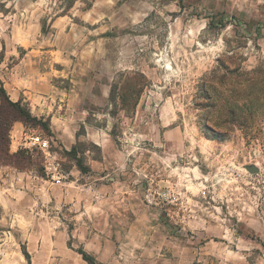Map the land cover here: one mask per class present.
I'll return each mask as SVG.
<instances>
[{"label":"rangeland","instance_id":"obj_1","mask_svg":"<svg viewBox=\"0 0 264 264\" xmlns=\"http://www.w3.org/2000/svg\"><path fill=\"white\" fill-rule=\"evenodd\" d=\"M50 40L96 95L86 123L108 125L121 166L95 172L98 145L66 149L49 127L13 122L9 150L28 154L0 165L34 188L2 191L0 264H91L80 249L93 264H264V0H0L3 71L26 53L20 44L36 55L24 66L46 71L36 45ZM73 63L51 81L68 89ZM31 134L60 163L62 183L48 185L84 187L97 253L67 238L46 254L44 159L24 148Z\"/></svg>","mask_w":264,"mask_h":264},{"label":"crops","instance_id":"obj_2","mask_svg":"<svg viewBox=\"0 0 264 264\" xmlns=\"http://www.w3.org/2000/svg\"><path fill=\"white\" fill-rule=\"evenodd\" d=\"M38 44L36 46L43 49L39 52L46 53V63H48L46 71L36 72L34 69L31 71L24 66L28 57L35 55L28 49L29 46H32L29 44L19 45L27 51L17 62L4 71L0 67V84L3 85L9 99L26 102L33 116L47 121L50 137L56 139L64 148L68 149L74 143L83 140L98 145L101 148V156L99 158L90 157L89 167L91 170L97 172L96 170L100 169H110L112 162L121 166L119 149L108 133V125L95 126L86 123L89 103L95 102L93 98H96V95H86L75 84L76 81L73 82L76 60L65 54L64 45L59 41L50 40ZM68 61L71 64L74 63L72 67H68L66 76L71 75L69 80L72 84L67 89L54 84L51 79L53 77L64 78L66 69L64 65L68 64ZM107 95V92L102 91V97ZM77 104L80 105L78 108ZM92 115L98 116L94 113ZM17 123L15 122L14 126L18 125ZM82 125H84L85 132L78 134L77 130ZM6 168H9V165H0L1 177L5 182V184L0 183V187H4L0 190V198H2L4 190H9L12 194L13 187L16 189L24 186L34 188V186H30L28 180L24 184L19 183L18 180L26 174L25 172L16 170V173H12L9 171L10 178H5L3 173L7 171ZM77 186L74 189L51 187L46 181V254L49 250L55 254L59 249L66 248L67 238L76 240L82 244L84 249L94 254L98 252L93 244V241L96 240L95 236L98 234L92 233L93 231L86 227L90 223L88 216L84 215L86 212L88 213V208L86 207L84 210L81 208L82 193L80 194L78 189L84 187ZM67 210L72 213L67 214Z\"/></svg>","mask_w":264,"mask_h":264},{"label":"trees","instance_id":"obj_3","mask_svg":"<svg viewBox=\"0 0 264 264\" xmlns=\"http://www.w3.org/2000/svg\"><path fill=\"white\" fill-rule=\"evenodd\" d=\"M15 121H20L22 123L39 122L41 125L46 127V129H48V123L46 120L33 116L28 106L24 105L20 100L11 101L3 85L0 84V161L8 160L16 162L20 155V152L25 155L28 154V150L26 149H21V151L18 150L15 153H11L9 150L8 131L9 127ZM3 126H7V130L2 132ZM81 165L82 164L78 162V168L84 171V167ZM80 253L82 254L84 259L93 264L91 258L85 253V251L80 249ZM24 254L27 255V253Z\"/></svg>","mask_w":264,"mask_h":264},{"label":"built area","instance_id":"obj_4","mask_svg":"<svg viewBox=\"0 0 264 264\" xmlns=\"http://www.w3.org/2000/svg\"><path fill=\"white\" fill-rule=\"evenodd\" d=\"M24 148L38 150L44 159V172L46 181L58 184L63 181V173L61 172L60 163L56 155L51 150L50 140L47 137L31 134L25 137Z\"/></svg>","mask_w":264,"mask_h":264},{"label":"water","instance_id":"obj_5","mask_svg":"<svg viewBox=\"0 0 264 264\" xmlns=\"http://www.w3.org/2000/svg\"><path fill=\"white\" fill-rule=\"evenodd\" d=\"M247 169L251 173H254V172H257L258 171V169L256 167H254V166H249V167H247Z\"/></svg>","mask_w":264,"mask_h":264}]
</instances>
